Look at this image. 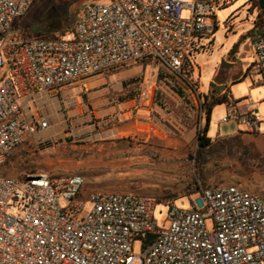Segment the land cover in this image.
I'll use <instances>...</instances> for the list:
<instances>
[{"label": "built area", "instance_id": "obj_1", "mask_svg": "<svg viewBox=\"0 0 264 264\" xmlns=\"http://www.w3.org/2000/svg\"><path fill=\"white\" fill-rule=\"evenodd\" d=\"M33 1L0 0V167L48 128L44 118H25L21 96L71 89L90 76L137 65L187 81L190 51L212 35L220 4L90 0L68 38L11 36ZM252 47L247 73L264 86V33ZM228 107L220 123L236 121L247 133H260L257 111ZM84 186L78 174L0 175V264H264V197L237 184L203 189L190 210L171 200L162 229L153 218L154 199ZM148 234L156 237L146 244ZM136 239L143 242L140 256L133 255Z\"/></svg>", "mask_w": 264, "mask_h": 264}, {"label": "rangeland", "instance_id": "obj_2", "mask_svg": "<svg viewBox=\"0 0 264 264\" xmlns=\"http://www.w3.org/2000/svg\"><path fill=\"white\" fill-rule=\"evenodd\" d=\"M87 1L34 0L14 23L11 36L68 38ZM219 2L212 35L196 41L190 51L187 81L165 69L137 65L90 76L71 89L29 97L26 113L46 119L48 128L18 146L0 167V175L22 179L36 173L78 174L85 191L154 199L153 218L160 229L169 225L171 200L177 208L190 210L206 188L237 184L264 197V86L253 85L247 73L254 54L247 33L256 13L251 0ZM222 61L228 66L222 68ZM211 84L225 86L236 108L247 104L263 122L259 134L247 133L236 121L220 123L229 107L217 105L207 136L216 146L236 137L235 147L244 151L247 146L254 160L243 158L241 150L229 152L226 145L197 163V134L206 125L201 96ZM206 225L211 229V221ZM142 251V240H134L133 255Z\"/></svg>", "mask_w": 264, "mask_h": 264}, {"label": "trees", "instance_id": "obj_3", "mask_svg": "<svg viewBox=\"0 0 264 264\" xmlns=\"http://www.w3.org/2000/svg\"><path fill=\"white\" fill-rule=\"evenodd\" d=\"M251 7L252 10L256 13V18L253 23V27L251 30L248 31L247 36L251 39L253 42L256 37L262 35L264 33V10H261L258 6L257 0H251ZM54 38V37H49ZM246 76V75H245ZM245 76L240 80L242 81ZM202 101H201V110L204 114V117L206 119V125L205 128L197 134L198 136V149L196 152V161L199 163L198 159H204L206 154L209 152L215 153L216 148H219V150L222 151V149H226V145H228V151L231 152L233 149L241 150L243 158H246L248 160H254L255 156L252 153V150H250L247 146H243L244 151L241 149V147L237 146L236 144V137H232L230 139L224 140V142L220 146H216L213 144L210 137L207 136V130L209 126L210 116L212 113V110L217 105L222 104H231L232 106H235L237 101H235L232 96L230 95L228 89L225 86H220L217 84H211L207 94L202 95ZM262 163H264V158L260 159Z\"/></svg>", "mask_w": 264, "mask_h": 264}, {"label": "crops", "instance_id": "obj_4", "mask_svg": "<svg viewBox=\"0 0 264 264\" xmlns=\"http://www.w3.org/2000/svg\"><path fill=\"white\" fill-rule=\"evenodd\" d=\"M251 42H252V41H251ZM252 78H254V80H253V85H255L254 81L257 80V79H256L255 76H253ZM255 86H260V85L258 84V85H255ZM37 93H38L37 95L43 97V96H45L46 94H48V93H52V92H43V91H39V92H37ZM28 98H29V97L26 96V95L21 96V102H22V107H23V112H24L25 118H26L27 120H29V121L37 120L38 118L36 119V118H32L31 116L29 117L28 114L26 113L27 109L24 108V106H25V102H26V100H27ZM247 106H248V105L246 104V105L241 106V107H238V108H236V106H233V107L236 108V109H239V110H245V109H247ZM247 110H248V109H247ZM4 176H7V175H4ZM8 177H9V176H8ZM12 178H17V177H12Z\"/></svg>", "mask_w": 264, "mask_h": 264}, {"label": "water", "instance_id": "obj_5", "mask_svg": "<svg viewBox=\"0 0 264 264\" xmlns=\"http://www.w3.org/2000/svg\"><path fill=\"white\" fill-rule=\"evenodd\" d=\"M258 6L261 10H264V0H257ZM222 68L228 66L224 61H222ZM156 237V234H148L145 243H149L151 240H153Z\"/></svg>", "mask_w": 264, "mask_h": 264}]
</instances>
